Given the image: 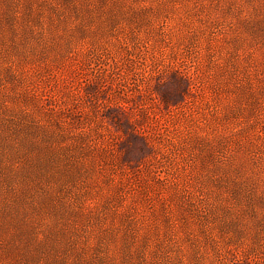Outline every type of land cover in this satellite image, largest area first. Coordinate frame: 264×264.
Returning <instances> with one entry per match:
<instances>
[{
  "label": "rangeland",
  "instance_id": "rangeland-1",
  "mask_svg": "<svg viewBox=\"0 0 264 264\" xmlns=\"http://www.w3.org/2000/svg\"><path fill=\"white\" fill-rule=\"evenodd\" d=\"M0 264H264V0H0Z\"/></svg>",
  "mask_w": 264,
  "mask_h": 264
}]
</instances>
